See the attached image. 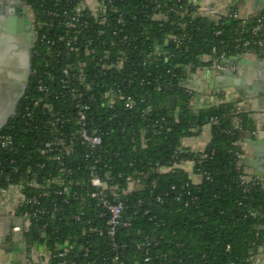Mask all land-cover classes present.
I'll list each match as a JSON object with an SVG mask.
<instances>
[{"label":"trees","instance_id":"trees-1","mask_svg":"<svg viewBox=\"0 0 264 264\" xmlns=\"http://www.w3.org/2000/svg\"><path fill=\"white\" fill-rule=\"evenodd\" d=\"M26 1L34 10L42 39L36 45L34 73L18 114L1 133L11 135L17 148L13 152L0 150L4 161L0 182L6 185L7 176L25 185L35 175L42 182L58 179L41 191L50 194L45 197L49 208L54 203L62 208L54 218L48 219L50 247L58 239L77 238L79 244L91 246L97 264H113L116 251L110 240L106 236L84 234L82 226L88 219L100 226L107 222L105 208L89 195L85 196L91 190L88 186L91 172L97 171L116 187L125 204L128 225L119 229L117 239L118 252L126 264L138 261L146 264L143 261L146 250L138 248L146 238L151 240L148 249L152 261L148 264H249L251 253H258L264 244L261 228L264 220L250 212L252 208L264 210V191L260 186L246 190L242 184L240 176L245 166L238 154L243 151L236 142L242 139L243 132L256 131L257 122L249 112L235 114V101L210 103L196 111L190 105L192 94L178 84V77H187L188 70L173 64H198L199 56L211 52L213 47L219 53L235 56L242 51L237 48V39L250 38L249 29L259 15L247 19L244 32L236 29L244 20L217 25L204 17L187 18L188 26L182 30L174 22L175 15L170 14L168 20L154 21L150 17L159 4L187 5L188 0H115L124 18L119 26L120 34L128 40L119 41V48L126 50L128 61L121 69L98 67L105 55L102 41L98 40L94 44L97 51L91 55L86 69L87 81H73L68 86L62 83L63 69L88 56L85 46L80 57L68 52L66 43L59 38L72 33L65 25L64 13L73 10L81 0ZM233 9L239 10L236 6ZM80 30L83 36L90 35L84 28ZM109 31L110 39L113 29ZM168 33L184 36L183 45L177 47L170 42L164 46L167 54H155L147 59L150 48L158 42L163 45ZM73 88H78L86 100L92 99L89 117L92 127L102 133L103 143L99 147H87L77 134L80 125ZM110 89L124 97L132 95L136 107L127 108L124 98L115 108L107 106L102 97ZM172 95L177 97L175 109L169 104ZM147 107L151 111L145 114ZM117 112L120 114L115 116ZM212 117L218 121L208 127L210 140L203 149L207 156L202 163L195 164L196 171L206 175L194 183L190 172L176 165L192 157L199 160L200 155L180 152L178 147L187 137L195 135L192 127L206 125ZM237 118L239 129L235 127ZM56 136L74 144L64 164L53 159L58 153L56 147L51 152H42ZM9 159L17 161L18 171ZM38 163L44 167H37ZM157 164L170 168L155 173ZM29 169L28 178L24 174ZM139 182L142 188L136 187ZM61 188L66 195L53 194ZM76 193L86 198H77ZM80 213L83 218L76 222L74 216ZM55 229L58 231L52 234ZM34 232L32 229L28 235H36ZM7 237L9 242L15 240L10 235Z\"/></svg>","mask_w":264,"mask_h":264},{"label":"built area","instance_id":"built-area-1","mask_svg":"<svg viewBox=\"0 0 264 264\" xmlns=\"http://www.w3.org/2000/svg\"><path fill=\"white\" fill-rule=\"evenodd\" d=\"M23 1L34 17L35 29L37 31V45L42 38L40 36V31H38L36 18L33 14L34 10L26 0ZM114 1L115 0H81L73 10L64 13L65 25L72 30V33L60 36V41L66 43L68 52H74L76 56L79 57L83 46H85L84 52L88 57L85 60H79L76 64L72 62L67 64L63 69L65 75L62 81L63 84L69 86L73 81H87L86 69L90 64L91 55L97 51L94 44L98 40L102 41L105 54L100 58L98 67L103 70L113 68L121 69L125 65V62L128 61L126 50L124 48H119V45H121L119 41H128L127 36H122V34H120L119 26L124 22V18L120 13V9L114 4ZM234 6L235 5L231 4L227 7H222L215 1L203 0H188L187 5H170L166 3L157 5V8H155L150 18L154 21L168 20L170 14L175 15L176 20H174V22H178L182 30H186L188 26L187 18L197 19L199 17H204L217 25L220 22L229 25L232 21L244 20L243 23L238 24L236 27L237 31L240 30L244 32L248 25L247 19L252 16H244L240 10L233 9ZM258 15L259 17L249 29L251 34L250 38L241 37L237 39L239 43L237 44V48L242 49V51L236 53L235 56H231L227 52L219 53L218 49L213 47L211 52L199 56L200 62L198 64H194L193 62L173 64L174 67L183 66V68L188 70L187 77H178V84L192 94L190 100L191 107L198 111L210 103L235 101L233 110L235 114L249 112V115L256 120L257 130L251 132L253 135H256L260 130H264V118H260L264 113L253 112L248 99L236 101L238 97L237 94L230 91H222L223 89L214 87L212 80L216 75L224 74V72L235 73L240 67V61L242 60L254 61L264 58V11ZM112 22L114 27L112 26ZM81 27L87 30L90 35L83 36L80 30ZM110 29L111 31L113 29L111 33L113 37L109 39L107 36ZM217 33L220 34L221 31ZM81 39L84 40L83 45L81 44ZM184 40V36L181 37L175 33H168L163 40V45L158 42L154 48H150L147 59L155 54H167L164 46L173 42L177 47H180L183 45ZM52 48L51 46L50 51H53ZM33 73L32 71V75ZM87 86L91 89L89 84ZM41 90H45V88L41 86ZM73 91L76 99L75 107L78 109V122L80 125L77 134L82 143L87 147H99L103 143V136L98 128L92 127L93 122L89 117L92 99L86 100L83 97V93L78 88H73ZM123 98L125 99V106L127 108L134 109L136 107L137 102L132 95L124 97L120 92L113 89L105 92L102 100L106 102L107 106L115 108L117 102ZM150 111L151 108L147 107L143 113L146 114ZM56 113L59 112L57 111ZM17 114L18 110L12 118L16 117ZM119 114L120 113L117 112L115 116ZM217 121L218 119L216 117H212L208 119L206 125H196L191 128V131H193L195 135H203L206 129ZM235 127L237 129L240 128L238 118L235 120ZM2 131L0 132V150L6 149L11 152L15 151L17 147L15 146L14 138L11 135L1 134ZM142 138L145 141L144 135H142ZM187 139L190 138L187 137L186 140ZM236 144L242 147L243 152L238 154L242 163L243 159L248 157L250 152L242 139L238 140ZM189 146L190 145L184 142L182 146L178 147V151L198 153L200 155L199 160L193 157L184 159L176 166L183 167L187 171H189L190 167L191 171L189 172L195 183L199 182L203 176L206 175L205 172L201 173L196 171L195 164L202 163L207 153H205V150H194ZM55 147L58 153L53 159L58 164H64L65 159H67L74 150L73 142L68 141L62 136H56L48 142L47 150L42 152H51ZM9 162L13 166V169L18 171L16 167L17 161L15 159H9ZM21 163L23 162L21 161ZM3 167L4 161L0 155V179L3 175ZM37 167L43 168L44 164L38 163ZM169 168L170 167L165 165L157 164L154 168V172L162 173ZM30 171L31 169L24 174L25 177L29 178ZM69 174H71V171ZM207 177L209 178V176ZM6 179V185L0 182V218H8L13 221L10 233L12 237L16 235L22 236V239L20 238L18 242L24 246L25 252L27 253L25 264H97V260L93 258L91 246L79 244L77 238L68 237L62 240L58 239L55 241L54 247H50L48 244L50 239L48 219L54 218L62 208L57 203H54L53 208H49L47 202H45V197H49L50 194L48 191H41L47 189V187H51L53 182H58L57 178L42 182L35 175L28 181L27 185L11 181L10 176H7ZM240 179L246 190L260 186L264 191V179L254 176L247 167L243 169ZM88 186L91 190L85 196L89 195L98 205L103 206L107 211L108 218L106 225L101 226L92 223V221L88 219L86 224L82 225L84 234L100 237L106 236L116 251V256L113 257V264H126L118 252L120 243L117 239L119 229L128 225V221L125 219L124 215V201L116 187L111 185L109 181L97 171L91 172ZM136 187L142 188L143 185L139 182ZM53 194L64 196L67 193L61 188L56 189ZM75 195L77 198L83 200L86 198L82 193H76ZM158 200L160 201L161 197H159ZM20 208L22 209L18 211ZM250 212L254 216L264 220V210L261 207L252 208ZM101 216H105V214H101ZM82 218L83 213L74 216L76 222L81 221ZM261 228L264 229V225H262ZM32 229L35 231L34 233L38 238H35L36 235H28ZM57 231L58 229H55L52 234H55ZM150 242L151 240L146 238L145 241L138 244L139 249L146 250L143 259L146 264L152 261V255L148 249V246L151 244ZM262 259H264V244L260 246L258 253H251L248 262L249 264H257ZM136 264L142 263L138 261Z\"/></svg>","mask_w":264,"mask_h":264},{"label":"water","instance_id":"water-1","mask_svg":"<svg viewBox=\"0 0 264 264\" xmlns=\"http://www.w3.org/2000/svg\"><path fill=\"white\" fill-rule=\"evenodd\" d=\"M246 1L252 2L253 7L255 11L257 12V14H260L264 11V0H246ZM23 2L24 1L22 0V3ZM1 5L2 4L0 3V6ZM0 18L1 20H3L2 22L7 23L10 26L12 22L15 21V18H12V17L6 18L3 15H1ZM19 22H20V25L18 26V28L6 27V26L3 28H0V37H2V35H5V34L12 35V36L13 35L15 36V34L18 35V36L16 35L17 38L19 39L18 41L19 45H17L18 49L22 46L20 34L23 30L22 24L24 23L22 19ZM35 37H36V43H37V31H35ZM0 49H1V45H0ZM16 60L17 59L15 58L13 61L16 62ZM13 61L11 64L2 63L0 65V70H7L11 68L12 71H14L15 73L19 75L17 76V78L8 77L6 76L7 73L2 75V78L3 77H6V78H3L4 79L3 83L0 81V90L3 87V84L5 85V87L6 86L8 87L6 91L2 92L3 93L2 97H4V95L8 92L6 95V98H7L12 92V90H14L13 89L14 87L15 88L17 87L18 89H17V92L15 93V96L12 99H9L12 101L9 107H7L8 113L6 115L3 114L4 119H3V122H0V132L9 123L10 119L16 114L19 104L21 103V101L24 99L26 95L28 86L30 84L32 71H33L32 70L33 69V63H32L33 52L32 51L30 52L29 59L27 61V70L23 74H19V72H17L18 68H16V65H17L16 63H20V61L16 62L15 66L10 67L13 64ZM260 63L264 65V59L254 60V61H247V60L240 61L239 69L235 73L234 72H224L225 76L221 78V83L217 85L218 88H222L226 84L227 87H225L224 90L237 94L238 97L236 98V101L248 99L249 102L251 103L252 111L255 113H264V85H261L259 83L256 84V82H254L253 79L243 78L242 66L248 65V66L257 68L260 71L264 70V66H261V67L259 66ZM8 82H10V84H7ZM256 97L258 98L255 100ZM4 100H5V97L3 101ZM169 104H170L171 109L176 108L177 97L175 95H172L169 97ZM3 112L4 110L0 109V116H2ZM242 141L246 143L247 145H249V147L251 148V153L249 154L248 157L243 159L242 164L245 167H247L250 173H252L254 176L264 179V130L258 131L256 135H253L249 131H245L242 134ZM21 247H24V246L21 245ZM11 248H12L11 244L8 243L7 249L10 250ZM257 264H264V259L259 261Z\"/></svg>","mask_w":264,"mask_h":264},{"label":"flooded vegetation","instance_id":"flooded-vegetation-1","mask_svg":"<svg viewBox=\"0 0 264 264\" xmlns=\"http://www.w3.org/2000/svg\"><path fill=\"white\" fill-rule=\"evenodd\" d=\"M0 3L2 4L0 6V11H2V12H0V17H1V15H3L6 18H9V17L15 18V21L12 22L11 26L7 23L2 22L3 20H1V18H0V28H3L5 26L18 28V26L20 25L19 21L22 19L24 22L22 24L23 30L20 34L22 46L20 47L21 49L19 48V50H20L19 55L16 57V59H17L16 62L20 61V63H16L13 61V64L11 66V67H13L17 64L16 65V68H18L17 72H19V74H23L27 70V61L29 59V55H30L31 51L33 52L32 63L34 64L35 49H36V37H35L36 29H35L34 17L31 15V12L27 9L24 2L22 3V0H0ZM3 10H4V12H3ZM16 35L17 34H15V36L14 35L13 36L10 35V36H12L16 39V42H17L16 46H17V45H19L18 44L19 39L17 38L18 35L17 36ZM0 45L2 47V44H0ZM1 64L2 63H0V65ZM242 68H243L242 70H243L244 75L250 74L251 79H253L254 82H256V84L259 83L261 85H264V70L260 71L257 68L251 67L248 65H246V66L244 65V66H242ZM3 80L4 79L2 78L0 81L3 83ZM30 81H31V79H30ZM3 89L6 90V89H8V87L7 86L5 87V85L3 84L2 90ZM13 89L15 90V87ZM16 89H18V88L16 87ZM14 90H12V91H14ZM7 98L5 97V100L2 101V97H0V109L4 110V112L2 113V116H0V122H3L4 115H6L8 113L7 107H9V105L12 101L9 99L7 100ZM257 98L258 97H256L255 100ZM3 99H4V97H3ZM22 101H21V103H22ZM21 103L19 104L17 110L19 109Z\"/></svg>","mask_w":264,"mask_h":264},{"label":"crops","instance_id":"crops-1","mask_svg":"<svg viewBox=\"0 0 264 264\" xmlns=\"http://www.w3.org/2000/svg\"><path fill=\"white\" fill-rule=\"evenodd\" d=\"M203 1H215L217 3H219L222 7H227L231 4L235 5L237 8H239V10L241 11V13L244 16H253L255 14H257V12L255 11L252 2H248L246 0H203ZM264 58H260L258 60H262ZM264 66L263 64L260 63L259 65ZM239 69V68H238ZM225 75L224 74H218L216 75L213 80H212V84L214 85V87L218 88L217 85H219V83H221V78H223ZM244 78L246 79H251L250 74L249 75H242ZM225 87H227V85L225 84L224 87L219 88V89H224ZM251 104V103H250ZM260 118H264V115L260 116ZM210 129L207 128L206 131L203 133V135H195L192 137H189L190 139H185V143L190 145L189 147L193 148L194 150H203L206 146V144L208 143V141L210 140ZM246 148L248 149V151L251 153V148L249 147V145H247L246 143H244ZM189 171H191V168L189 167ZM4 219L0 218V244H5L7 245L8 243L11 244L12 248L14 247V245H16L17 249L21 250L20 252V261L19 264H25L26 262V256L27 253L25 252L24 247H21V243L18 242V238L16 236H13L15 238L14 241H8V237L7 236H11V234H8L7 232L4 233L3 229H4V224L2 223ZM18 236V235H17ZM23 246V245H22ZM11 248V249H12ZM10 249V250H11ZM12 264V263H11Z\"/></svg>","mask_w":264,"mask_h":264},{"label":"bare ground","instance_id":"bare-ground-1","mask_svg":"<svg viewBox=\"0 0 264 264\" xmlns=\"http://www.w3.org/2000/svg\"><path fill=\"white\" fill-rule=\"evenodd\" d=\"M16 43H17L16 39L8 34L2 35V37H0V44H2V47L0 49V63H10L11 64L12 61L19 55L20 50L16 46ZM4 74H6V76L11 77V78L12 77L17 78V76H19L17 73L12 71L11 68L7 70H0V77H1L0 79H2V75ZM3 78H6V77H3ZM7 84H10V82H8ZM3 91H6V90L4 89L0 90V97L3 96V93H2ZM16 92H17V89L15 88V90L10 93L7 100L13 98ZM7 93L4 95V97H6ZM2 101H3V97H2Z\"/></svg>","mask_w":264,"mask_h":264},{"label":"rangeland","instance_id":"rangeland-1","mask_svg":"<svg viewBox=\"0 0 264 264\" xmlns=\"http://www.w3.org/2000/svg\"><path fill=\"white\" fill-rule=\"evenodd\" d=\"M2 223L4 224V229L3 232L4 233H11V227L13 224V221L6 218L2 221ZM19 236V235H18ZM16 235V237H18ZM17 246L14 245V247L11 250L7 249V245L5 244H0V264H19L20 261V252L21 250L16 248Z\"/></svg>","mask_w":264,"mask_h":264}]
</instances>
